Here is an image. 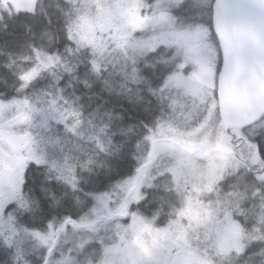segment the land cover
<instances>
[{"label": "snow or ice", "instance_id": "6c2138e0", "mask_svg": "<svg viewBox=\"0 0 264 264\" xmlns=\"http://www.w3.org/2000/svg\"><path fill=\"white\" fill-rule=\"evenodd\" d=\"M237 19L228 0H0V264H264V104L222 102L247 78Z\"/></svg>", "mask_w": 264, "mask_h": 264}, {"label": "water", "instance_id": "95a60500", "mask_svg": "<svg viewBox=\"0 0 264 264\" xmlns=\"http://www.w3.org/2000/svg\"><path fill=\"white\" fill-rule=\"evenodd\" d=\"M237 14L236 31L244 37L246 59L243 67L247 78L241 85L222 83V102L232 109L248 106L249 96L258 104H264V0H228ZM212 27V25H211ZM213 34L214 28H213ZM222 46H233L232 39L222 32ZM222 64V58H221ZM239 70L240 62H237Z\"/></svg>", "mask_w": 264, "mask_h": 264}, {"label": "trees", "instance_id": "16d2710c", "mask_svg": "<svg viewBox=\"0 0 264 264\" xmlns=\"http://www.w3.org/2000/svg\"><path fill=\"white\" fill-rule=\"evenodd\" d=\"M45 5L49 6L50 8L54 9L56 0H44ZM51 11V9H50ZM181 14V13H180ZM5 20H0V30L3 29L5 24ZM202 22L205 23L207 26L211 27V14L205 13L202 18ZM212 38L215 36L212 33ZM95 103H99L96 101ZM110 105L115 106L116 112H121L124 116L125 123H132L135 119H137L140 113L133 107V105L125 99H114V97L109 101ZM134 164V161H128L121 169V174H127L130 172L131 165ZM117 177H106L103 173H101L96 179L99 180L98 187L102 191L104 187L110 183L112 180L116 179Z\"/></svg>", "mask_w": 264, "mask_h": 264}, {"label": "rangeland", "instance_id": "374dc122", "mask_svg": "<svg viewBox=\"0 0 264 264\" xmlns=\"http://www.w3.org/2000/svg\"><path fill=\"white\" fill-rule=\"evenodd\" d=\"M27 2V0H15V3L16 4H19V5H23V4H25ZM177 15H180V13L179 12H177L176 13ZM86 24H85V29H86ZM114 99H118L117 97H114ZM96 102V101H95ZM13 159H15V157H13ZM85 264H88V260H87V258H85Z\"/></svg>", "mask_w": 264, "mask_h": 264}, {"label": "flooded vegetation", "instance_id": "af4514ba", "mask_svg": "<svg viewBox=\"0 0 264 264\" xmlns=\"http://www.w3.org/2000/svg\"><path fill=\"white\" fill-rule=\"evenodd\" d=\"M212 41L215 42V38H212Z\"/></svg>", "mask_w": 264, "mask_h": 264}]
</instances>
